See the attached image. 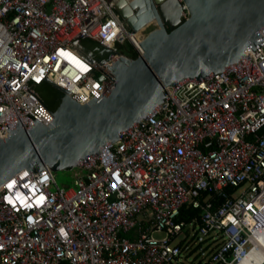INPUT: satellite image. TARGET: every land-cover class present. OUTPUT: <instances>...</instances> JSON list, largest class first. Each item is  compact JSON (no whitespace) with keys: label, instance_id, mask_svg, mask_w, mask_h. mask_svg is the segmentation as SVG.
Returning <instances> with one entry per match:
<instances>
[{"label":"built area","instance_id":"2783aa9c","mask_svg":"<svg viewBox=\"0 0 264 264\" xmlns=\"http://www.w3.org/2000/svg\"><path fill=\"white\" fill-rule=\"evenodd\" d=\"M132 33L113 0H0V140L17 119L52 124L40 85L79 105L101 95L128 58L117 46L141 54ZM244 55L164 88L142 127L75 166L72 188L46 165L1 184L0 264H238L264 249V45Z\"/></svg>","mask_w":264,"mask_h":264},{"label":"water","instance_id":"95a60500","mask_svg":"<svg viewBox=\"0 0 264 264\" xmlns=\"http://www.w3.org/2000/svg\"><path fill=\"white\" fill-rule=\"evenodd\" d=\"M117 14L133 32L141 54L105 65L113 84L84 105L49 84L61 94L58 107L46 109L51 125L34 119L27 130L17 119L13 131L5 126L11 134L0 140V188L23 170L36 173L44 165L69 170L86 163L88 155H98L103 144L116 141L119 132L133 123L142 127L139 120L166 99L164 88L221 73L242 59L248 47L254 52L264 45V0H132L127 11Z\"/></svg>","mask_w":264,"mask_h":264},{"label":"trees","instance_id":"16d2710c","mask_svg":"<svg viewBox=\"0 0 264 264\" xmlns=\"http://www.w3.org/2000/svg\"><path fill=\"white\" fill-rule=\"evenodd\" d=\"M82 45L89 50H94L97 46L94 42L91 41H84L82 42ZM131 52V54H126V56L130 59H136V53L133 51ZM36 90L41 102L49 111H54L58 107L61 98V94L59 91L47 84L40 85ZM197 215L198 212L195 210H183L181 213L183 219L186 220L192 219L194 217L197 218Z\"/></svg>","mask_w":264,"mask_h":264},{"label":"rangeland","instance_id":"374dc122","mask_svg":"<svg viewBox=\"0 0 264 264\" xmlns=\"http://www.w3.org/2000/svg\"><path fill=\"white\" fill-rule=\"evenodd\" d=\"M188 17L187 13L184 12L182 19H186ZM117 51L120 53H124V54H131L132 50L129 46V44L126 42L125 44L121 45V46H117ZM93 51V50H92ZM81 171L76 168L75 166L68 169H59V170H54L53 173V178L55 180V183L60 187V188H72L73 187V182L75 179V176L77 174H79ZM155 236L161 237V234H155ZM208 256V252L205 253V255L200 258V260H206ZM196 256H193V259L195 261ZM191 264H194L193 262Z\"/></svg>","mask_w":264,"mask_h":264},{"label":"bare ground","instance_id":"6f19581e","mask_svg":"<svg viewBox=\"0 0 264 264\" xmlns=\"http://www.w3.org/2000/svg\"><path fill=\"white\" fill-rule=\"evenodd\" d=\"M132 1V0H128ZM150 22V21H149ZM147 22V24L149 23ZM139 31V30H138ZM137 32V31H136ZM134 32V33H136ZM135 44L140 47L137 41L132 37ZM238 264H264V249L262 247H254L246 256H244Z\"/></svg>","mask_w":264,"mask_h":264},{"label":"flooded vegetation","instance_id":"af4514ba","mask_svg":"<svg viewBox=\"0 0 264 264\" xmlns=\"http://www.w3.org/2000/svg\"><path fill=\"white\" fill-rule=\"evenodd\" d=\"M113 3H114V6H116L117 13H118L119 10L127 11V8H129V4L131 2L128 0H113ZM132 14L134 15L135 11H132ZM96 49H97V46H96ZM106 54L107 53L105 51H103L102 53L100 51L98 52L99 56H106Z\"/></svg>","mask_w":264,"mask_h":264}]
</instances>
